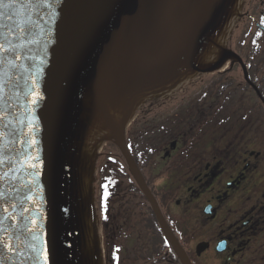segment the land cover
<instances>
[{
  "label": "water",
  "instance_id": "water-1",
  "mask_svg": "<svg viewBox=\"0 0 264 264\" xmlns=\"http://www.w3.org/2000/svg\"><path fill=\"white\" fill-rule=\"evenodd\" d=\"M238 1L0 0V264H44L45 250L48 264H102L104 142L155 211L124 128L146 99L235 59L220 40Z\"/></svg>",
  "mask_w": 264,
  "mask_h": 264
},
{
  "label": "flooded vegetation",
  "instance_id": "flooded-vegetation-1",
  "mask_svg": "<svg viewBox=\"0 0 264 264\" xmlns=\"http://www.w3.org/2000/svg\"><path fill=\"white\" fill-rule=\"evenodd\" d=\"M226 47L243 66L184 86L197 96L146 101L126 129L155 212L120 154L106 155L104 264H264V0L241 1Z\"/></svg>",
  "mask_w": 264,
  "mask_h": 264
},
{
  "label": "rangeland",
  "instance_id": "rangeland-1",
  "mask_svg": "<svg viewBox=\"0 0 264 264\" xmlns=\"http://www.w3.org/2000/svg\"><path fill=\"white\" fill-rule=\"evenodd\" d=\"M192 87L193 86H189V88L188 87H184L181 90H186V92L185 93L184 92L180 93L179 95H177V91H176L175 94L172 95L173 96L172 98L185 99L187 97H191V96L195 95L196 93L198 94V91H199L198 86H195L193 88ZM197 94H196V96H197ZM168 103L169 104L166 105V107L169 108V109L174 110L176 108V106H177L176 101L174 103H170V102H168ZM101 149H102V150H100V154L101 155L99 156V158L97 160V164H96L97 171H96V181H95V186H94L97 200H98V189H97L98 180L102 179V174L103 173L105 174V172L107 171L106 168H105L106 155L108 153L109 154L118 153L117 150L111 145H106V146L103 145ZM99 227H100V234L102 236L103 235V226L100 224V222H99Z\"/></svg>",
  "mask_w": 264,
  "mask_h": 264
},
{
  "label": "snow or ice",
  "instance_id": "snow-or-ice-1",
  "mask_svg": "<svg viewBox=\"0 0 264 264\" xmlns=\"http://www.w3.org/2000/svg\"><path fill=\"white\" fill-rule=\"evenodd\" d=\"M104 198H105V199L107 198V194H105V197H104ZM105 218H106V217H105ZM33 224H35V221H33ZM31 230H34V229H31ZM31 230H30V231H31ZM0 243H3L5 248L11 250V248H10V244L7 243L6 241H4L3 238H0ZM113 258H114V259L116 258L115 255H114ZM44 264H48V255H47V251H46V250L44 251Z\"/></svg>",
  "mask_w": 264,
  "mask_h": 264
}]
</instances>
